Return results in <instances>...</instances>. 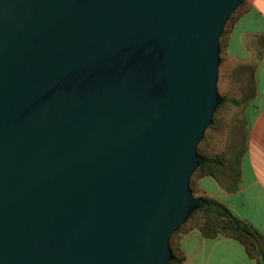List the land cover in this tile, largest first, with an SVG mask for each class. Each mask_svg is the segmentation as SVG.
<instances>
[{
  "label": "water",
  "instance_id": "obj_1",
  "mask_svg": "<svg viewBox=\"0 0 264 264\" xmlns=\"http://www.w3.org/2000/svg\"><path fill=\"white\" fill-rule=\"evenodd\" d=\"M244 0H0V264H169Z\"/></svg>",
  "mask_w": 264,
  "mask_h": 264
},
{
  "label": "crops",
  "instance_id": "obj_2",
  "mask_svg": "<svg viewBox=\"0 0 264 264\" xmlns=\"http://www.w3.org/2000/svg\"><path fill=\"white\" fill-rule=\"evenodd\" d=\"M223 43L222 63L244 81L243 148L234 160L215 164L212 175L197 180L196 196L221 203L264 237V0H244ZM240 154L247 159L248 181ZM178 247L184 257L181 264H260L238 241L204 237L196 230L181 235Z\"/></svg>",
  "mask_w": 264,
  "mask_h": 264
},
{
  "label": "trees",
  "instance_id": "obj_3",
  "mask_svg": "<svg viewBox=\"0 0 264 264\" xmlns=\"http://www.w3.org/2000/svg\"><path fill=\"white\" fill-rule=\"evenodd\" d=\"M243 3L230 16L222 32L220 38V48H219L221 63H222V52L224 48L223 37L231 21L234 19L236 14L240 11L241 7L243 6ZM226 103H228L227 100L224 97H222V101L220 105L217 107L216 111ZM233 103L235 106H238L239 104V102L236 100H233ZM213 124H214V120H213ZM198 153L203 157L204 162L190 178L189 186L193 194H194V186L192 185V181L194 180V178L197 182V180L203 176L212 175L211 173L213 171L215 164L222 163L221 159L216 156H210L206 153H201L199 151V146H198ZM201 198L203 200V204L200 206V208L196 210L190 216L187 222L183 226H181L176 232H174L170 237L169 246L173 259L169 264H181L183 262L184 257L178 247V238L181 235L187 234L193 230L198 231L202 236L208 238L224 236L236 240L243 245L247 254L250 257L257 258L260 264H264V237L256 230L251 228L247 223L233 216L231 212L221 203L209 197H201ZM192 223L193 225H191ZM181 232L182 234L175 239V242H173L175 236Z\"/></svg>",
  "mask_w": 264,
  "mask_h": 264
},
{
  "label": "rangeland",
  "instance_id": "obj_4",
  "mask_svg": "<svg viewBox=\"0 0 264 264\" xmlns=\"http://www.w3.org/2000/svg\"><path fill=\"white\" fill-rule=\"evenodd\" d=\"M244 81L234 72H229L224 63H220L218 76V91L221 97H224L228 103L221 106L214 115V124L206 131L204 139L199 145V151L210 156H216L221 161L228 163L230 159L234 160V154L237 150L243 148L244 125L242 122L241 106L245 102ZM233 100L239 102L235 106ZM241 166L244 168L246 181L250 178L246 157L239 156ZM210 179H205V182ZM194 195L197 193V182L194 178ZM199 197V196H196ZM193 225V223L191 224ZM189 227V226H187ZM182 234L178 233L175 239Z\"/></svg>",
  "mask_w": 264,
  "mask_h": 264
}]
</instances>
